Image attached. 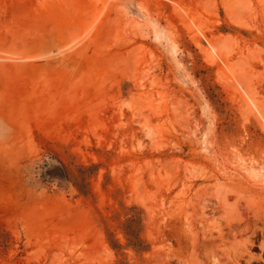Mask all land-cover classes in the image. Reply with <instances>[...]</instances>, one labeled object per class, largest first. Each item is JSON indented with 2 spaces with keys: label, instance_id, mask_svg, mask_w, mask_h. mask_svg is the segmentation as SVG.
Instances as JSON below:
<instances>
[{
  "label": "rangeland",
  "instance_id": "374dc122",
  "mask_svg": "<svg viewBox=\"0 0 264 264\" xmlns=\"http://www.w3.org/2000/svg\"><path fill=\"white\" fill-rule=\"evenodd\" d=\"M263 121L264 0H0V264H264Z\"/></svg>",
  "mask_w": 264,
  "mask_h": 264
},
{
  "label": "bare ground",
  "instance_id": "6f19581e",
  "mask_svg": "<svg viewBox=\"0 0 264 264\" xmlns=\"http://www.w3.org/2000/svg\"><path fill=\"white\" fill-rule=\"evenodd\" d=\"M228 5V4H227ZM231 6V5H230ZM229 9V8H228ZM231 10H232V8H231ZM234 12V11H233ZM232 15V14H231ZM233 17H234V14H233ZM234 19V18H233ZM233 22H235V23H237L238 22V20L237 19H235V20H233ZM238 24H239V22H238ZM216 54V49H215V47L213 46V43L211 44V42L209 43V49H208V51H207V54H205L206 55V59H208V61H212L213 59H214V56H216L215 55ZM219 77L221 76V75H218ZM220 81V80H219ZM263 124H264V121H263ZM262 124V125H263Z\"/></svg>",
  "mask_w": 264,
  "mask_h": 264
},
{
  "label": "trees",
  "instance_id": "16d2710c",
  "mask_svg": "<svg viewBox=\"0 0 264 264\" xmlns=\"http://www.w3.org/2000/svg\"><path fill=\"white\" fill-rule=\"evenodd\" d=\"M56 176L61 177L63 179H66L68 181V173L66 172L65 168L60 164L59 166L56 167Z\"/></svg>",
  "mask_w": 264,
  "mask_h": 264
}]
</instances>
